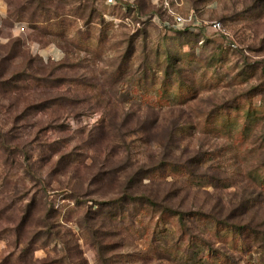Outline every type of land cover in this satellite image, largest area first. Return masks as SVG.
<instances>
[{
    "label": "rangeland",
    "instance_id": "rangeland-1",
    "mask_svg": "<svg viewBox=\"0 0 264 264\" xmlns=\"http://www.w3.org/2000/svg\"><path fill=\"white\" fill-rule=\"evenodd\" d=\"M172 4L0 0V264H264V0Z\"/></svg>",
    "mask_w": 264,
    "mask_h": 264
},
{
    "label": "built area",
    "instance_id": "built-area-1",
    "mask_svg": "<svg viewBox=\"0 0 264 264\" xmlns=\"http://www.w3.org/2000/svg\"><path fill=\"white\" fill-rule=\"evenodd\" d=\"M178 0H153L154 4H159L160 7H162L170 20L164 19L162 20L161 24L162 26L171 27L174 29H183L185 27H188L189 29H196L200 26L202 27H208L211 30L225 36L227 35L224 26L222 23L218 20H212V21H198L195 17L192 15L188 17H184L179 14V12L176 10L175 7H173L172 3H177ZM107 4L113 3V0H106ZM153 20L159 21V19H156V17H152ZM234 46V44H232Z\"/></svg>",
    "mask_w": 264,
    "mask_h": 264
},
{
    "label": "trees",
    "instance_id": "trees-1",
    "mask_svg": "<svg viewBox=\"0 0 264 264\" xmlns=\"http://www.w3.org/2000/svg\"><path fill=\"white\" fill-rule=\"evenodd\" d=\"M19 13V12H18ZM34 16L32 15L31 18H33ZM185 166V165H184Z\"/></svg>",
    "mask_w": 264,
    "mask_h": 264
}]
</instances>
